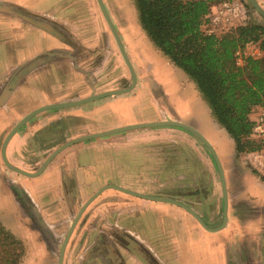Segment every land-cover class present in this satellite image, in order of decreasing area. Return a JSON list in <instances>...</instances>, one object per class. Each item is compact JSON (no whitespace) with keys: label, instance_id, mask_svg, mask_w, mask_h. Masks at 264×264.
Wrapping results in <instances>:
<instances>
[{"label":"rangeland","instance_id":"374dc122","mask_svg":"<svg viewBox=\"0 0 264 264\" xmlns=\"http://www.w3.org/2000/svg\"><path fill=\"white\" fill-rule=\"evenodd\" d=\"M21 1L23 0L0 2V16L10 18V20H0V87L2 82L16 81L18 77L21 79L29 72L35 74L47 64L61 65L65 73L61 69L44 68L38 74L26 79L21 87H17L12 93L10 103L0 109V131L7 130L17 117L24 116L43 105L67 98H84L91 93L121 90L130 86L129 71L96 0H30L28 10L16 8L11 4H19ZM244 1L249 5L247 22L264 26V19L254 12L248 0ZM256 2L264 10V0H256ZM102 3L132 65L136 84L129 93L114 96L116 99L101 98L72 109L89 108L97 102L103 106H110V109L122 110L125 116L145 122H141L142 124L155 117L158 109L175 115L174 105L179 107L182 105L186 109L187 114L184 115L186 122L190 116L192 119L195 115L204 125L202 136L213 148L223 170L227 192V213L236 215L237 220H242L239 228H236L235 221L231 233L220 235L215 239V243L224 244L223 264H247L248 258L253 264V260L259 258L260 244L264 246V187H260L259 182L254 181L252 187L248 185L244 175H255L233 152L232 141L213 123L208 107L200 99L194 83L158 53L147 40L138 25L133 0H102ZM26 17H29L27 22L24 21ZM26 28L40 30L46 33L49 39L37 40L29 35L30 31ZM37 43L38 49L46 47L44 51L49 52L44 53L43 58L31 60L24 69L13 70L17 63L28 58V54ZM66 74L76 76L72 85L77 86L76 88L67 87ZM159 92L165 95L160 97L159 103H154V95L157 97ZM110 109L107 111L108 118H110ZM64 122L62 126L59 121L49 123L36 131L33 137H29L30 141L27 144L7 149L6 159L9 165L31 172L32 168L25 166L22 160L28 158L32 163L44 155L47 134L50 135L51 140H55L60 145L66 140L64 137L69 134L74 136L75 133H87L92 130L89 128L92 127V122H78L71 119ZM78 124H81V130ZM84 125L86 129H83ZM158 128L161 127L141 130L153 131ZM172 128L177 130L178 134L171 140L162 139L146 146L137 143L127 146L124 143L117 149L82 142L83 147L72 149L67 158L73 156L84 165L85 169L79 171L78 178H82L85 172L93 176L91 192L96 190L94 192L96 193L104 186L114 185L136 194L173 200L193 211L207 227L217 228L222 221V192L212 157L195 136L182 129ZM135 131L137 130L127 132ZM122 133L125 134L126 131L113 134L111 137ZM3 136L0 133V145L5 137ZM15 152H18L16 156ZM219 158L223 161L221 162ZM133 160L140 161L135 164L139 171L133 177L134 180L139 177L137 180H142V184H135L131 190L126 188V185L130 184L126 181H130L131 176L126 174V163ZM145 160L151 164L144 165L142 161ZM66 163L68 167L74 166L72 162ZM55 170L57 167H53L52 172ZM17 179L24 182V185L28 183L26 179L13 174L3 164L0 156V228L19 243L17 252L20 258L17 264H57L59 246L65 238L67 227L74 219L76 206L83 205L86 201H69L72 214L65 216L66 220L58 224L56 221L60 218L47 215L45 217L43 214L45 201L34 198L33 191H29L33 201L25 193L22 197L13 199L9 190L12 184L9 182ZM48 181L49 178L45 176L38 181H29L28 184L42 187ZM252 188L259 192L254 195L262 200L260 203H256L251 199L252 197L250 199L246 197V194L252 196L254 193ZM32 189L36 191L35 188ZM84 196L86 193L82 195ZM136 200L138 198L112 189L101 192L88 205L73 230L64 251L63 264H107L108 257L111 256H108L110 247L118 248L122 245L126 234L122 227L130 224L126 216L122 219V214L128 213L131 223H135V215L139 214L138 218H142L141 214L146 211L145 208L133 206V202L143 199ZM26 202L31 205L28 211L23 209V203ZM157 206L164 208L169 205ZM127 208H129L128 212ZM164 212L157 208L155 212L144 214V221L151 225L153 214L156 218L164 220ZM255 230L257 233L254 232ZM256 236L258 239H255ZM8 242L9 240L4 243L8 244ZM135 247L133 245L132 248ZM1 250L3 252L0 258L2 257L3 261L4 252L11 251V248ZM137 253L141 258L145 257L143 253ZM209 258L211 259L209 264H220L216 256L214 259L212 255ZM116 262L120 263L119 260ZM190 263L193 264L194 260L188 262Z\"/></svg>","mask_w":264,"mask_h":264},{"label":"trees","instance_id":"16d2710c","mask_svg":"<svg viewBox=\"0 0 264 264\" xmlns=\"http://www.w3.org/2000/svg\"><path fill=\"white\" fill-rule=\"evenodd\" d=\"M224 1L229 0H133V4L149 42L194 83L212 118L232 140L236 156L242 158L264 147L263 140L252 136L250 118L252 110L264 104V26L247 22V16L243 25L225 34L204 36L206 16ZM237 1L249 8L244 0ZM249 43L258 45L261 56L246 57L237 66L235 52ZM260 180L264 183V178ZM17 246L0 228V256L1 249L11 248L0 264L18 263Z\"/></svg>","mask_w":264,"mask_h":264},{"label":"crops","instance_id":"0c3cea01","mask_svg":"<svg viewBox=\"0 0 264 264\" xmlns=\"http://www.w3.org/2000/svg\"><path fill=\"white\" fill-rule=\"evenodd\" d=\"M0 2L6 3V2H8V0H0ZM29 2H30V0H23L19 4L16 3L17 5L14 3H11V2H9V3L14 5L16 8H21L22 10H25V9L28 10L30 8L28 5ZM7 19L10 20V18L0 16V20H7ZM16 21H18V20H16ZM24 21L27 22V18H25ZM18 23H19V21H18ZM12 24L15 26L17 25L16 23H12ZM26 29H28L30 31L29 35L31 37H35L37 40L38 39H49L48 35L42 31H40V30L38 31V30L32 29V28L31 29L26 28ZM31 44H32V41H31ZM37 45H38V43L32 49V52H30V54H28V58L24 61L17 63L13 70H18V69L20 70L21 68L24 69V67L26 65H28L27 63L31 62V60H33L34 58L38 59L39 57L43 58V54L46 52L47 53L49 52V51H44L46 49V47H44V48L42 47V48L38 49L36 47ZM49 67L55 68V69H61L62 72L65 73L63 70L64 69L63 66H61V65L49 66V64L45 65L44 67H41L39 72H41L44 68H49ZM39 72H37L35 74H38ZM35 74L29 72L28 74H25L23 76V78H21V79H19V77H18V80H16V81H7L8 83L7 82L6 83L8 85H5V88H4L5 90H8V86L10 83L16 82V84L12 88V92L8 93V95L6 97H4L3 99L0 100V109L5 107V104L10 103V101H11L10 98L12 96L13 91L17 87L18 88L21 87V85L24 84L26 79L31 78ZM66 78L67 79L65 80V82L67 83V87H70L71 89L77 87V86L76 87L72 86L74 84L73 82L75 81L73 79H76V76L71 74V75H67ZM4 83L5 82H2L1 84L3 85ZM164 95L165 94L162 95L161 92H159L157 94V97H156V95H154L153 102L159 103V100L161 99L160 97L164 96ZM79 98H81V97H79ZM110 99H116V98L112 97ZM158 108H160V107H158ZM174 108L176 110L175 115H171L164 110L161 111L160 109H158L156 116L151 118L150 120H148L147 123L160 122V121L164 120L165 116H168V118H170L171 120L180 121L183 124H186V125L194 128V129H196L202 135L201 131H203L202 128H204V125H202V123L196 118L195 115H193V118H192L193 120L191 119V116H190V119L186 122V121H184V118H185L184 115L187 114V113H185V112H187L186 109H184L182 107V105L180 107L178 105H174ZM109 109H110V106H103L102 104H98L96 102V103L92 104L91 106H89V108L72 109L71 111H68L67 114H62L63 116H59V117H64V115H67L68 118H72V119H74V121H78V122L79 121L80 122L86 121L87 123H90V122L93 123L92 127L89 126V128H92L91 131H89L87 133L86 132L75 133L76 136L87 135V134H93V135L99 134V133L107 132V131L114 130L117 128L133 126V125L139 124V123L142 124L141 122H143V121L131 119L129 116H125L122 113L123 111L122 110L119 111V109H117V108L116 109H114V108L110 109V118H108L107 111H109ZM46 115L47 114L38 115L36 117V122H35L36 124L35 125H39V126L43 127V124H44L43 121H45L44 118L46 117ZM21 117H22V115L20 117H17L15 119L14 124ZM106 117L108 119H106ZM37 120L42 121V124H39V122L37 123ZM212 121H213V123H215V125L220 130H222L216 124L214 119ZM143 123H145V122H143ZM14 124H12L7 130L0 131V133L6 137L9 130L11 129V127ZM190 124H192V125H190ZM78 126H79V129L81 130V128H82L81 124H78ZM37 127L38 126H36L34 128H37ZM83 129H86L85 125L83 126ZM141 129L142 128L133 129V130H137V131H135V132H127L126 131L125 134L122 133V134H119L117 136H112V137L110 135V136H107L106 138L96 139V140H94V142L90 141L88 143H90L91 145H97V146L100 145L101 147H105V148L117 149V147H120L124 143L127 146H132L131 145L132 143H134V144L137 143V144L146 146V145L150 144L151 142L152 143L159 142L162 139L171 140V138H173L174 136H176L178 134L177 130L173 129L172 127H161V128L155 129L153 131H151V130L146 131V130H141ZM30 134H29V132L27 134H24V132H22V130H19L9 140V142L7 144V149L10 150L11 148H17L18 146L20 147L22 145H25L27 139L29 137H31ZM109 137H111V138H109ZM4 138H3V140H4ZM0 140H1V138H0ZM232 144H233V142H232ZM83 145L84 144L80 143V144L76 145L75 148H73V149L81 148V147H83ZM111 146H113V147H111ZM7 149H6V151H7ZM133 152L136 153L135 150H133ZM233 152H234V145H233ZM220 161L222 162L223 160L220 159ZM138 162H140V161L133 160L132 162L126 163V165H127L126 166V174H128V176H130V174H131V176H132V177L130 176V181L129 180L126 181V183L130 182V184L126 185L127 186L126 188H129L131 190H133L132 187L134 188L135 184H142L141 183L142 180H137L139 177H137L135 180L133 177V175L136 176L138 174L139 170L135 166V164ZM142 162H144V165H146V166L151 164L146 160L142 161ZM121 168H123V166H121ZM244 177H245V180L248 181V183H249L248 185H250L251 187L253 185L252 184L253 181L256 183L259 182L258 185H260V187H264V183L260 180L259 177L256 178L257 176L255 177L251 174L250 175L245 174ZM248 185H246L247 188H248ZM123 187H125V186H123ZM253 192L254 193H252V196H249V194H246V197H248L249 199L252 197L251 198L252 200H254L256 203L257 202L260 203L262 200L260 198L256 197V195H254L258 191L253 189ZM149 197H151V196H149ZM138 200H139V198H138ZM138 200H136V201H138ZM161 204L167 205L166 203L163 204L160 202H151V201H146V200H139L138 202H133V206L136 205L139 208H143V209L145 208L146 211L144 214L147 213V215L151 211L155 212L157 208L165 211L164 215H163L164 220H161V218H159V217L156 218V216L153 214L152 223L150 225V223L144 221L145 220L144 214H141L142 220H141L139 225L137 224L135 226L133 225V226L127 227V230L130 234H134L135 236H137V238H138L137 242L139 244H150V246H153L152 247L153 250L155 251V253L157 254V256L159 257V259L162 261L163 264H182V263L188 264V262H191L192 260H194L193 264H195V263L196 264H209L211 262V259L209 258L211 255H212L213 259L216 256V259H218V263L223 264L224 244L215 243V239L220 237V235H227V234L231 233L233 231L235 221H236V228H239L240 227L239 224L241 223L242 220H237L235 217L236 215H234V214L230 215L227 213L226 226L217 232H208V231L204 230L194 220V218H192V216H190L183 209H181L177 206H174V205H170V204H168V205L171 207L164 206V208H161V206H157V205H161ZM128 211H129V208H127V212ZM133 215H135V214H133ZM135 217H136V215H135ZM210 229H212V228H210ZM245 229H247V228L245 227ZM254 232L257 233L256 230ZM256 238L258 239L257 236L255 237V239ZM257 241L258 240H256V242ZM258 244H260V243H258ZM262 246H263V244H260L259 258L256 257V261L253 260V264H255V263L256 264H264V260H263V256H262ZM156 248H157V250H156ZM247 261H249L247 264H251L250 258H248ZM127 263L131 264L130 261H126V264Z\"/></svg>","mask_w":264,"mask_h":264},{"label":"flooded vegetation","instance_id":"af4514ba","mask_svg":"<svg viewBox=\"0 0 264 264\" xmlns=\"http://www.w3.org/2000/svg\"><path fill=\"white\" fill-rule=\"evenodd\" d=\"M7 83L5 82L2 85V87H0V100L3 99L4 97H6L8 95V93H11L12 88L16 84V82L10 83L8 86V90L4 91L5 85H8ZM68 99H70V98L64 99L60 102L51 103V104L61 103V102H64ZM47 105H49V104H47ZM43 106H45V105H43ZM69 109L72 110V108H69ZM71 110L53 109V110H48V111L38 113V114L34 115L33 117H31L26 123H24V125L19 130H22V132H24V134H27L29 132V134L31 133L30 134L31 137H33L35 135L36 131L40 130L41 128H44L47 125H49V123H54V122L59 121L61 123V126H62L65 123L64 122L65 120H67V119L74 120L72 118H68L67 115H64V117H59V116H63L62 114H67V112L71 111ZM27 114H25V115H27ZM40 114H47L46 117L44 118L45 121H43V123H44L43 127L39 126V125H35L36 124L35 123L36 117ZM24 116H22L21 118H23ZM21 118L19 120H21ZM38 122H39V124H42V121L37 120V123ZM36 126H38V127L34 128ZM64 134H63V136H65ZM90 135H93V134L80 135V136H76V135L73 136V135L69 134V135H67V137L66 136L64 137V139L66 138V140L64 142L62 141L63 143H60V145H59L58 143L55 142V140H51L49 138L50 135L47 134L48 140L45 141V149L43 151L44 155L40 158H37L38 159L37 161L35 160L34 162H32L33 164L31 163L32 160H30L28 158H25L24 159L25 161L22 160V163L25 166H30L32 168L31 172L23 171V170L15 167V166H12V165H11V167L14 169L20 170L24 173H27V174H36L42 168V166L47 161L49 156L52 153H54L57 149H59L60 147L64 146L65 144H67V143H69V142H71L77 138L84 137V136H90ZM29 141L30 140L27 139L26 144ZM90 141H92V140H88V141H84V142H90ZM2 143H3V141H2ZM2 143L0 145V156H1V150H2ZM78 144H80V143L70 145L67 148L60 151L57 155H55L48 162V164L45 166L43 171L36 177H27L23 174H20L18 172L11 170L10 168H8L4 164V162L2 160V156H1V161L3 162V164L11 172H13V174H16V175L22 177L23 179H26L29 184H30L29 181H32V182L38 181L39 179H42L45 176H47L49 178V181L47 182V184L45 186H42V187H39L37 185H29L28 183H25V185H27V187H26L24 185V182H20L18 179L12 180V182L10 181L9 183L12 184V187L9 190L11 191L13 199L16 200L17 198L22 197L23 194L25 193V194H27V197H29L30 200L33 201L32 200L33 199L32 194L29 193V191L31 190V192L33 191L32 193L34 194V198L39 199L40 201H45V202H43V203H45V205H43V209H44L43 214L45 215V217H46V215L47 216H56V217L60 218L59 220L56 221L58 224L64 222L66 220L65 216L72 214L70 212L69 201H73V200L87 201L93 195V193L96 191L95 190L94 192H91L92 187H93V179L94 178H93V176L89 175V173L86 174V172H85V174H84V176H82V178L77 177L79 174V171L85 169L84 165H82V163L80 161H78V159L76 160L75 157L73 158V156L71 158L70 157L67 158V156L70 155V152L72 151V149L75 148V146ZM6 149H7V145H6V148L4 150L5 159H6ZM17 153L18 152H15V156ZM66 158H67V160H66ZM6 161H7V159H6ZM66 162H72V164H74V166L68 167V164ZM28 164H30V165H28ZM57 164L58 165L60 164V165L56 166ZM53 167H57V170L52 172ZM80 180H82V183H80ZM32 182H31V184H33ZM34 183L36 184L37 182H34ZM32 188H35L36 191H34ZM85 193H86V196L82 197V195H85ZM30 206L31 205L29 202L23 203V209H26L27 211H28V208ZM81 206H82V204H77V206H76L77 210L75 211L74 218H75L77 212L79 211V209L81 208ZM20 208H22V207L20 206ZM83 213H82V215H83ZM81 216H80V218H81ZM124 216H126L130 222V224H127L126 226L122 227V228H124L123 232L126 233L125 238H124L123 243L120 247H118V248H116L114 246L110 247V249H109L110 253H108V256L109 255H111V256L108 257V261L106 263L107 264H116V263L117 264H126V261H130L131 264H161L162 261L159 259V257L157 256V254L153 250V248H152L153 246H150V244H139L137 242V239H138L137 236H135L134 234H130L127 230V227H130L133 225L135 226L137 224L139 225L141 222V218L139 219L138 215H136L137 217H135V223H131V220L129 218L130 217L129 214L123 213L122 219H125ZM77 223H76L75 227L77 226ZM70 225L71 224H69V226L67 227V231H68ZM108 225L110 227L112 226V224H108ZM75 227H74V229H75ZM133 245L136 247L132 248ZM156 250H157V248H156ZM137 252L143 253L145 257L141 258L139 256V253H137ZM96 259H97V257H96ZM116 260H119L120 263L116 262Z\"/></svg>","mask_w":264,"mask_h":264},{"label":"water","instance_id":"95a60500","mask_svg":"<svg viewBox=\"0 0 264 264\" xmlns=\"http://www.w3.org/2000/svg\"><path fill=\"white\" fill-rule=\"evenodd\" d=\"M99 10L102 14V17L104 19V21L106 22L108 29L116 43V46L118 48V51L120 53V56L125 64V66L127 67L130 77H131V84L129 87L125 88V89H121V90H114V91H107V92H103L100 94H94L91 93L89 94V96L84 97V98H70L64 102L61 103H57V104H49V105H45V106H41L33 111H31L30 113H28L27 115H25L23 118H21V120H19L18 122H16L11 129L9 130L8 134L6 135V137L3 140L2 143V150H1V156H2V160L4 162V164L10 168L11 170L18 172L20 174H23L27 177H36L38 176L43 169L45 168V166L48 164V162L55 156L57 155L60 151H62L63 149L67 148L70 145L76 144V143H81L84 141H88V140H94V139H99V138H104L116 133H121L124 131H128V130H133V129H140V128H150V127H176L179 129H182L190 134H192L193 136H195L202 144L203 146H205V148L208 150V152L210 153L212 160L215 164L218 176H219V180H220V185H221V192H222V221H221V225L217 228H213L210 229L208 228L204 222L193 212L191 211L189 208H187L186 206H184L183 204L173 201V200H168V199H160V198H153V197H149V196H144L141 194H136L134 192H130L128 190L122 189L118 186H114V185H107L102 187L101 189H99L96 193H94L79 209V211L77 212L75 218L73 219L64 240L62 241V243L59 246V250H58V256H57V264H63V256H64V251L67 245V242L72 234V231L76 225V223L78 222V220L80 219V216L82 215V213L85 211V209L88 207V205L96 199V197L103 192L106 189H112V190H116L118 192H121L123 194H126L128 196H132L134 198H139V199H143L146 201H151V202H160V203H166V204H171L174 206H177L181 209H183L184 211H186L190 216H192V218H194V220H196V222L206 231L208 232H217L219 230H221L222 228H224L226 226V222H227V192H226V186H225V180H224V174H223V170L221 167V164L213 150V148L211 147V145L206 141V139L194 128L183 124L180 121L177 120H171L170 118H168V116H165L163 121L160 122H155V123H146V124H140V125H133V126H127V127H122V128H117L114 130H110L107 132H103V133H99V134H94V135H90V136H84V137H80L77 138L67 144H65L64 146L60 147L59 149H57L54 153H52L49 158L47 159V161L44 163V165L42 166V168L36 173V174H27L24 173L20 170L14 169L12 168L8 162L6 161L5 157H4V150L6 148V145L8 144L9 140L12 138V136L14 134L17 133V131L24 125V123H26L31 117H33L34 115L44 112V111H48V110H53V109H69V108H77L79 106L94 102L98 99L101 98H106V97H114V96H120L123 94H127L130 91H132L135 87L136 84V76L134 73V70L132 68V65L129 62V59L124 51V48L122 46V43L120 41V38L104 8V5L102 3V0H96ZM250 6L252 7V9L254 10L255 13H257L261 18L264 19V10L258 5V3L256 2V0H248ZM27 18V17H26ZM29 18V17H28ZM27 18V19H28ZM4 91H6L4 89Z\"/></svg>","mask_w":264,"mask_h":264},{"label":"built area","instance_id":"2783aa9c","mask_svg":"<svg viewBox=\"0 0 264 264\" xmlns=\"http://www.w3.org/2000/svg\"><path fill=\"white\" fill-rule=\"evenodd\" d=\"M206 19L207 22L201 28L202 34L216 37L227 33L230 29L243 25L247 19V10L237 0L224 1L213 6ZM260 56L261 52L258 45L249 43L242 50L235 52V64L241 66L244 58L258 59ZM250 118L253 123L252 136L264 141V104L255 107ZM241 161L255 176L264 178V147L246 153Z\"/></svg>","mask_w":264,"mask_h":264}]
</instances>
